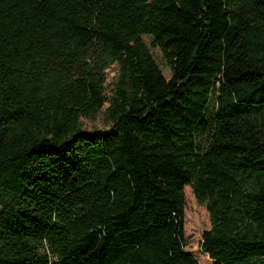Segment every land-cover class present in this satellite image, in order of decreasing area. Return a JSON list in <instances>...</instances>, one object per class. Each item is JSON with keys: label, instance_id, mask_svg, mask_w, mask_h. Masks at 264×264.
<instances>
[{"label": "trees", "instance_id": "obj_1", "mask_svg": "<svg viewBox=\"0 0 264 264\" xmlns=\"http://www.w3.org/2000/svg\"><path fill=\"white\" fill-rule=\"evenodd\" d=\"M187 187L264 264V0H0V264H201Z\"/></svg>", "mask_w": 264, "mask_h": 264}, {"label": "rangeland", "instance_id": "obj_2", "mask_svg": "<svg viewBox=\"0 0 264 264\" xmlns=\"http://www.w3.org/2000/svg\"><path fill=\"white\" fill-rule=\"evenodd\" d=\"M150 52L160 67L163 75L167 80L172 76L171 69L167 64L163 52L157 44L154 43L153 39L144 36L143 37ZM108 84L112 82L117 74V67L113 66L108 71ZM108 94L112 93L110 86L107 87ZM84 128L88 131L95 129L102 130L108 129L109 123L106 119L104 112H100L95 119H83ZM186 196V213H185V236H186V250L194 254L201 264H211L212 262L208 257L201 252L202 236L206 230L211 228L209 212L205 205H200L191 190L190 187L185 189Z\"/></svg>", "mask_w": 264, "mask_h": 264}]
</instances>
